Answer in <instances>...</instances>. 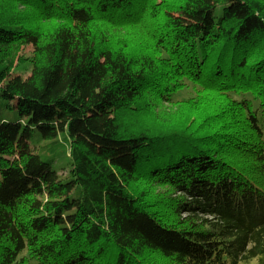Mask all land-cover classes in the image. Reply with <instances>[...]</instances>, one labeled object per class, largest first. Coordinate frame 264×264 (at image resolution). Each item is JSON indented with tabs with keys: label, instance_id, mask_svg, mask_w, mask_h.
<instances>
[{
	"label": "trees",
	"instance_id": "1",
	"mask_svg": "<svg viewBox=\"0 0 264 264\" xmlns=\"http://www.w3.org/2000/svg\"><path fill=\"white\" fill-rule=\"evenodd\" d=\"M0 98V264H264V0H0Z\"/></svg>",
	"mask_w": 264,
	"mask_h": 264
},
{
	"label": "rangeland",
	"instance_id": "2",
	"mask_svg": "<svg viewBox=\"0 0 264 264\" xmlns=\"http://www.w3.org/2000/svg\"><path fill=\"white\" fill-rule=\"evenodd\" d=\"M107 23L99 24L100 26L98 28H105ZM140 28L139 26H136ZM138 28H132L129 27L126 30V27L123 29H116L115 27L110 26V31L108 34L111 36H114V40L118 42L120 38L123 39H129L132 46L130 48L139 47L142 43L148 41V37L144 31H141ZM126 30V32H125ZM262 50L261 48L259 49ZM34 54V48L32 46H23L18 51L16 49L12 50L10 53V59L13 63V72L14 75L22 77L24 80L27 79L30 76L31 73V61L33 59ZM263 54L260 53L259 55ZM255 63V61H254ZM212 87V85H211ZM219 89H221V84L217 86ZM215 88V87H214ZM222 90V89H221ZM155 91V89H154ZM203 91V88L198 83H192L188 82L187 87L184 89L178 91L174 95V101L176 103H182L185 101H189L193 98H197L198 95ZM213 91V90H211ZM151 104V115L147 117L144 113H135L134 116H130L126 113L121 118L122 123L126 124H132L135 122H145L151 123L152 121L157 122L158 125L162 124H169L174 125L180 122V125L183 123L184 118L189 117L191 114L188 110V107L186 105H177V106H171L164 103H160L156 101L154 98L152 99ZM0 118L9 120V121H16L18 119V113L14 109V104L12 102L6 101L4 99L0 98ZM35 151L38 153L39 149L38 147H35ZM249 162L254 163L253 160H249ZM66 161H61L58 163L59 168V178L60 180L64 181L69 177V165H66ZM255 164V163H254ZM261 170L255 171V174H253L255 177H258V173ZM166 183H162V186H155V189H157V192L160 193L159 198H161L164 201H179L182 197L184 198V193H176L173 194L169 191L168 187L164 186ZM157 196V195H156ZM172 198V199H170ZM174 204V203H173ZM186 203L182 204V208L185 206ZM188 214V213H186ZM184 214V215H186ZM250 264H259V262H252Z\"/></svg>",
	"mask_w": 264,
	"mask_h": 264
}]
</instances>
